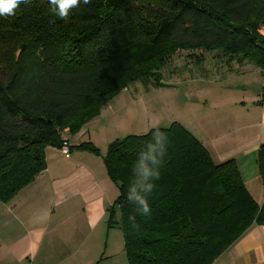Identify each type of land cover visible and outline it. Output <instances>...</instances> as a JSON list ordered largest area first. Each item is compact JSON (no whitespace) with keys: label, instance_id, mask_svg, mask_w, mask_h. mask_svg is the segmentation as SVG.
Masks as SVG:
<instances>
[{"label":"trees","instance_id":"obj_1","mask_svg":"<svg viewBox=\"0 0 264 264\" xmlns=\"http://www.w3.org/2000/svg\"><path fill=\"white\" fill-rule=\"evenodd\" d=\"M51 18L48 0L0 17L2 203L45 170V151L61 148L65 130L78 134L122 89L164 87L161 71L177 51L218 52L264 69V0H93L67 22ZM160 129L167 152L151 215H136L139 231L126 194L153 129L116 140L102 156L119 190L109 224L122 232L128 264H212L253 225L264 226V205L248 195L235 161L215 164L178 123ZM78 149L100 156L90 142ZM257 167L264 180V145Z\"/></svg>","mask_w":264,"mask_h":264},{"label":"crops","instance_id":"obj_2","mask_svg":"<svg viewBox=\"0 0 264 264\" xmlns=\"http://www.w3.org/2000/svg\"><path fill=\"white\" fill-rule=\"evenodd\" d=\"M223 63L216 76L204 73L218 92L213 105L205 101L212 112L204 113L197 126L178 124L215 164L235 161L245 190L261 207L264 180L257 156L264 145V69ZM91 123L76 135L64 131L73 148L69 158L47 148L45 170L9 203L0 201V264H128L122 232L109 224L119 190L107 174L104 155L78 149L93 144L87 131ZM212 264H264V226L253 225Z\"/></svg>","mask_w":264,"mask_h":264},{"label":"rangeland","instance_id":"obj_3","mask_svg":"<svg viewBox=\"0 0 264 264\" xmlns=\"http://www.w3.org/2000/svg\"><path fill=\"white\" fill-rule=\"evenodd\" d=\"M223 62L218 52L177 51L161 71L164 87H147L141 82L130 84L90 121L87 131L90 130L95 148L105 156L109 145L116 140L144 136L153 125L165 129L173 123L191 121L197 126L204 113L212 112L205 101L213 105L218 95L217 88L208 83L211 80L204 73L207 70L216 76Z\"/></svg>","mask_w":264,"mask_h":264},{"label":"clouds","instance_id":"obj_4","mask_svg":"<svg viewBox=\"0 0 264 264\" xmlns=\"http://www.w3.org/2000/svg\"><path fill=\"white\" fill-rule=\"evenodd\" d=\"M32 0H0V17L15 16L21 4H30ZM93 0H48L52 18L67 22L73 9L82 5H91ZM168 136L160 127L153 125L151 139L137 153L132 164V180L128 185L126 199L134 205L135 215H130L129 221L135 231H139L136 215L148 217L151 215L149 197L156 190V181L160 179V169L164 164L167 152Z\"/></svg>","mask_w":264,"mask_h":264},{"label":"built area","instance_id":"obj_5","mask_svg":"<svg viewBox=\"0 0 264 264\" xmlns=\"http://www.w3.org/2000/svg\"><path fill=\"white\" fill-rule=\"evenodd\" d=\"M260 34L264 35V29L260 30ZM63 134H64V132H63ZM63 134H62L63 144H62L61 148L59 149V151L64 157L69 158L70 153H71L70 145H69L68 141L63 137Z\"/></svg>","mask_w":264,"mask_h":264}]
</instances>
